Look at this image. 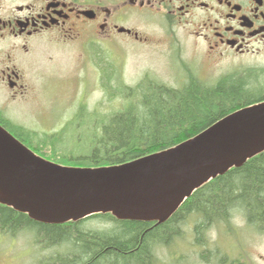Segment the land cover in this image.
I'll return each instance as SVG.
<instances>
[{
	"label": "trees",
	"instance_id": "trees-1",
	"mask_svg": "<svg viewBox=\"0 0 264 264\" xmlns=\"http://www.w3.org/2000/svg\"><path fill=\"white\" fill-rule=\"evenodd\" d=\"M254 70L228 72L211 82L189 73L176 87L143 78L129 87V101L109 121L85 126L90 136L83 154L71 150L61 156L55 147L54 155H46L24 138L26 131L39 138L36 132L21 125L9 130L40 155L59 163L89 167L120 164L173 146L226 114L263 101L264 81H257L259 72ZM45 137L40 140L49 142ZM234 211L240 212L248 225L264 229V151L199 187L162 223L99 213L76 222L48 224L0 204V232L15 236L26 231L40 249H53L35 264H167L157 251L178 239L182 225L192 223L193 234L189 235L193 243L188 247L201 251L207 241L206 228L221 221L228 224ZM90 221L101 226H87ZM171 254L179 255L180 262L188 256L183 248Z\"/></svg>",
	"mask_w": 264,
	"mask_h": 264
},
{
	"label": "flooded vegetation",
	"instance_id": "flooded-vegetation-1",
	"mask_svg": "<svg viewBox=\"0 0 264 264\" xmlns=\"http://www.w3.org/2000/svg\"><path fill=\"white\" fill-rule=\"evenodd\" d=\"M177 30L189 38L198 51L192 53H199L207 67L220 59L258 53L264 49V0H0V124L12 126L9 103L26 95L32 79L73 81L68 100L85 102L92 51L100 73L103 67L108 72V60L119 71L121 60H114L109 48L122 50L120 41L149 45L150 32L177 42ZM53 44L76 47L84 55L82 68L57 76L59 68H49L57 60L48 61L46 68L37 50L41 54Z\"/></svg>",
	"mask_w": 264,
	"mask_h": 264
},
{
	"label": "water",
	"instance_id": "water-1",
	"mask_svg": "<svg viewBox=\"0 0 264 264\" xmlns=\"http://www.w3.org/2000/svg\"><path fill=\"white\" fill-rule=\"evenodd\" d=\"M263 151L264 101L170 148L108 166L50 161L0 126V204L48 224L97 213L162 223L204 183Z\"/></svg>",
	"mask_w": 264,
	"mask_h": 264
},
{
	"label": "rangeland",
	"instance_id": "rangeland-1",
	"mask_svg": "<svg viewBox=\"0 0 264 264\" xmlns=\"http://www.w3.org/2000/svg\"><path fill=\"white\" fill-rule=\"evenodd\" d=\"M146 35L152 40L149 45L138 46L120 41L122 50L114 46L108 49L113 52V59L121 60L120 70L116 73L122 82L119 79L109 80L111 75L104 77L108 73L106 67H103L102 73L99 72L95 67L99 59L97 60V54L92 51L91 87L86 98V110L89 113L75 118L72 114L75 111L73 105L66 101L73 81L59 80L51 76L45 80L42 77L32 79L26 95L9 103L8 116L18 125L39 131L43 137L50 139L46 142L34 138L32 133L30 135L27 131L25 132L27 135L23 134L29 144L46 155H54L55 147V153L61 156L68 155L71 150L76 154H83L90 136L88 127L83 126L84 122H91L92 127H96L94 121L99 123L109 121L111 115L122 109L129 101L130 97L126 95V90H129L127 86L137 83L148 72L146 76L152 74L160 82L168 85H176L183 80L180 72L195 73L203 77V80L211 82L222 74L242 69H255L254 71L259 72L255 76L257 81L260 83L264 81V78L258 76L264 75V49L242 57L220 59L212 64L213 66L207 67L208 63L199 53L193 54L195 50L192 49L189 38L181 36L180 31H176L177 42H173V39L167 42L161 33L150 32ZM159 37L164 40H157ZM60 47L68 48L70 51L63 52ZM78 51L73 45L64 47L53 44L41 50V54L38 49L37 54L40 56L39 60L45 58L46 68L49 66L48 61L53 63L57 60L55 67H49L52 71L59 68V71L55 72L56 76L65 72H70L71 75L73 68L81 69L84 64V55ZM108 65L110 69L112 67L110 60ZM82 73L83 71L77 74ZM70 75H64L63 78ZM105 80L108 85L106 87L103 84ZM86 225L96 228L101 226L97 221L87 222ZM205 232L207 241L204 240L200 246L202 252L196 250V247H188L193 243V236L189 235L193 234L192 223L188 221L180 227L178 239L175 238L170 247L157 251L159 259L167 264H264V229L257 230L248 225L240 212H232L228 224L222 221L219 224H212ZM39 247L26 231L15 236L0 232V264H35L44 255L53 252V249L44 250ZM182 248L188 252V256L180 262L177 261L180 256L171 252Z\"/></svg>",
	"mask_w": 264,
	"mask_h": 264
},
{
	"label": "bare ground",
	"instance_id": "bare-ground-1",
	"mask_svg": "<svg viewBox=\"0 0 264 264\" xmlns=\"http://www.w3.org/2000/svg\"><path fill=\"white\" fill-rule=\"evenodd\" d=\"M210 126V125H209ZM169 244V243H168ZM218 246V245H217Z\"/></svg>",
	"mask_w": 264,
	"mask_h": 264
}]
</instances>
